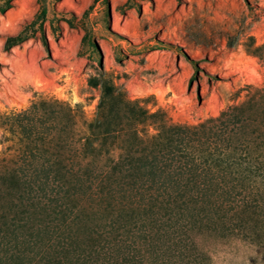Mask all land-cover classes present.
Returning a JSON list of instances; mask_svg holds the SVG:
<instances>
[{"label": "rangeland", "instance_id": "374dc122", "mask_svg": "<svg viewBox=\"0 0 264 264\" xmlns=\"http://www.w3.org/2000/svg\"><path fill=\"white\" fill-rule=\"evenodd\" d=\"M10 5L0 0V264L18 252L40 264L43 250L52 264H264V0ZM105 86L117 96L100 108ZM165 124L207 134L230 167L210 160L206 190L184 173L178 202L145 205L130 188L144 169L128 165L169 161ZM193 144L175 164L205 159Z\"/></svg>", "mask_w": 264, "mask_h": 264}, {"label": "trees", "instance_id": "16d2710c", "mask_svg": "<svg viewBox=\"0 0 264 264\" xmlns=\"http://www.w3.org/2000/svg\"><path fill=\"white\" fill-rule=\"evenodd\" d=\"M7 1V6L5 9H2L5 11L6 9H9L11 7L10 2L11 0H6ZM104 90V98L102 102L100 103V108L105 107V103L109 99H115L117 95H115L114 88L105 86ZM123 104L125 107L128 109L134 110L137 112V115L139 116H147L146 110L142 109L139 107L136 103V101H127L123 99ZM93 125V124H92ZM94 125H99V122H95ZM167 132V134L163 137L164 133L160 132L159 136L160 142H159V151L162 155V157H167L166 159L169 160L167 162H160L159 159H157L156 155H152L153 152H150V156H147L145 153V156L143 157L142 163L136 167L133 165H128V168H132L134 170L140 171L142 168L144 169L143 171H140L139 175L136 172L133 176L135 178V181L133 185L130 187L131 190L133 189H139L143 190L144 196L142 197L143 204L147 205L149 200H159L163 198H168L171 201L178 202L179 199H181V191H182V185L183 183L181 182L184 177V173H190L194 177L193 183L196 184L197 187H204V188H198L200 191L206 190L205 189V183H201L198 178H200L201 175H207L211 170V163L209 162L210 160L215 163L219 160L221 163H225L223 168L228 169L227 167H230L229 165V157L226 158H220L219 157H214L215 151L219 150L221 146H219L217 143L216 145H213L212 140H210V137L204 134H198V132H192L191 129L182 127V126H167L166 124L163 126V130ZM204 135V136H203ZM198 142V145L200 144L202 148H198L199 146H195L196 149H202L201 154L204 153L205 159L203 160H197L196 154H191L189 153L186 156V162H184L183 166L175 164L176 162H179L180 158L179 153L176 151H184L187 149V147H192L194 146L193 143ZM212 144V145H211ZM215 146V148H214ZM176 149V150H175ZM189 150V149H188ZM214 150V152H213ZM221 151V150H220ZM207 152V154H206ZM213 153V154H212ZM152 155V156H151ZM200 156V155H199ZM210 156V158H209ZM131 163V162H130ZM207 165V166H206ZM215 165V164H214ZM206 167V168H205ZM138 175V177L136 176ZM141 180V183H139V180ZM238 180V179H237ZM213 181V180H212ZM216 180L212 183H214ZM236 181V180H235ZM232 181V182H235ZM138 183V184H137ZM217 183V182H215ZM147 184V185H145ZM234 190H236L235 187H233ZM231 191V190H227ZM239 191V190H238ZM241 192V191H240ZM152 193H154L152 195ZM190 193V192H189ZM143 194V193H142ZM69 245V244H67ZM18 246V245H17ZM171 249V248H170ZM23 251V250H22ZM44 252L46 250H43L41 252L40 264H52V260L46 257V261H44ZM101 251H98L97 254ZM84 254V253H83ZM19 256V257H18ZM85 256V255H84ZM83 256V257H84ZM122 260L124 262H129V256L126 255H120ZM20 257L22 259H20ZM109 258V257H108ZM113 258V256L111 257ZM110 258V259H111ZM11 259L14 261L13 262H4L5 264H27V260L24 261L23 257L20 256V253L18 252L17 255L15 254L14 256H11ZM98 260V259H97ZM7 261V260H6ZM30 262L33 261L32 258L29 260ZM44 261V262H43Z\"/></svg>", "mask_w": 264, "mask_h": 264}]
</instances>
